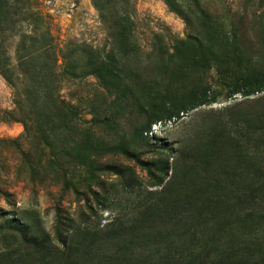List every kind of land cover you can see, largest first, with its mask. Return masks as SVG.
I'll return each instance as SVG.
<instances>
[{
    "label": "rangeland",
    "instance_id": "1",
    "mask_svg": "<svg viewBox=\"0 0 264 264\" xmlns=\"http://www.w3.org/2000/svg\"><path fill=\"white\" fill-rule=\"evenodd\" d=\"M169 1L25 0V33L36 13L58 56L57 114L45 88L46 132L29 104L28 129L3 118L15 89L0 74V264H172L181 253L177 235L157 236L168 207L141 212L201 112L264 75V0ZM16 42H6L13 59ZM195 95L218 98L142 133L153 105Z\"/></svg>",
    "mask_w": 264,
    "mask_h": 264
},
{
    "label": "trees",
    "instance_id": "2",
    "mask_svg": "<svg viewBox=\"0 0 264 264\" xmlns=\"http://www.w3.org/2000/svg\"><path fill=\"white\" fill-rule=\"evenodd\" d=\"M25 11L30 12L25 0H0V29L8 23L11 31L7 40L0 38V74L15 89L16 104L3 118L28 129L29 104L37 115L35 132L42 134L46 131L41 118L47 115L40 97L45 88L51 99L48 117L57 114L58 56L50 35L41 32L36 13L26 17L31 29L25 33ZM11 38L17 40L14 59L6 43ZM236 93L242 98L234 97ZM217 98L195 95L181 103L153 105L142 133L158 120L181 118L187 109L210 105ZM227 98L230 102L221 108L201 112L194 133L175 151L172 176L149 192L154 201L145 202L141 212L145 216L161 205L168 207L171 222L157 236L177 235L184 242L181 253L170 257L172 264H264V75L246 78ZM113 259L120 260L117 255Z\"/></svg>",
    "mask_w": 264,
    "mask_h": 264
},
{
    "label": "built area",
    "instance_id": "3",
    "mask_svg": "<svg viewBox=\"0 0 264 264\" xmlns=\"http://www.w3.org/2000/svg\"><path fill=\"white\" fill-rule=\"evenodd\" d=\"M171 122V121H170Z\"/></svg>",
    "mask_w": 264,
    "mask_h": 264
}]
</instances>
